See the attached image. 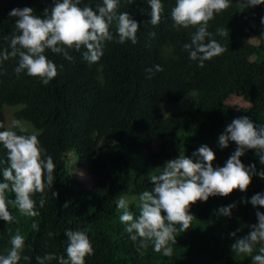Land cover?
<instances>
[{"label":"trees","instance_id":"obj_1","mask_svg":"<svg viewBox=\"0 0 264 264\" xmlns=\"http://www.w3.org/2000/svg\"><path fill=\"white\" fill-rule=\"evenodd\" d=\"M176 2L161 0V21L153 26L148 23L147 0L133 4L119 0L117 15L128 12L140 25L138 42L119 43L114 21L113 39L104 43V54L96 63L83 59V47L79 52L68 50L72 60L46 49L58 72L47 85L26 71L17 74L19 57L0 61V131L36 134L55 164L53 186L43 194L45 206H39L42 194L32 196L39 215L25 217L9 205L15 221L0 219V255L8 254L11 237L19 232L25 241L19 264H38L36 257L49 253L67 258L66 230L88 235L93 254L85 257V264H253L252 256L260 254L262 244L254 246L251 256L236 255L231 249L258 223L256 212L264 213V207L244 202L264 193V179L258 175L264 164L254 149L241 157L246 167L256 165L247 191L234 190L227 197L210 196L207 202L192 204L191 227L177 232L171 257L155 252L151 242L138 251L139 240L132 241L119 220L117 201L124 198L138 217L140 194L152 189L150 177L162 171L166 161L181 154L195 160L193 153L208 145L215 153L213 167H223L237 148L233 141L227 148L219 146L227 125L243 116L258 126L264 124V4L241 11L243 0H229L228 9L214 14L208 31L226 51L201 68L183 47L195 28L176 26L172 19ZM102 3L80 0L78 6L95 11ZM53 4L54 0H0V52L11 51V35L16 33V18L9 15L12 9L30 7L43 18ZM218 28L226 29L228 36L217 35ZM156 65L163 71H156ZM237 91L244 101L239 107L229 103ZM184 97L188 100L182 101ZM10 109L24 132L12 129L7 120ZM8 166L7 150L0 144V182ZM76 170L92 175L93 182L87 184ZM6 197L14 200L15 193L6 191ZM65 202H70L68 208L63 207ZM233 203L231 216L218 215L220 207ZM33 223L38 229L32 228ZM233 232L236 237L230 235Z\"/></svg>","mask_w":264,"mask_h":264},{"label":"clouds","instance_id":"obj_2","mask_svg":"<svg viewBox=\"0 0 264 264\" xmlns=\"http://www.w3.org/2000/svg\"><path fill=\"white\" fill-rule=\"evenodd\" d=\"M119 0H103L94 11L90 6L79 7L80 0H54L49 9L44 10L41 18L34 14L30 7L14 8L10 17L16 18V33L11 35L10 49L0 52V61L19 57L15 72L20 74L26 71L29 76L39 77L47 85L58 74L57 66L45 55V50L55 54H62L67 60L73 57L69 49L79 52L83 47V59L88 63H96L103 56L104 43L113 39L110 25L115 21L119 43L131 41L136 44L139 23L128 12L117 15L116 9ZM151 9L153 26L161 21L163 4L161 0H147ZM129 4L135 0H128ZM264 4V0H243L241 11L246 8ZM230 7L229 0H177L171 16L176 26L185 29L192 27L195 31L191 35L190 43L183 45L192 61H198L199 67H204L205 61H210L224 53L226 49L215 40L213 33L208 31L209 21L214 14ZM261 23L264 24V18ZM216 34L228 36V31L218 28ZM155 36V33H152ZM207 38V40H206ZM62 67V65H61ZM156 71H163L159 65ZM151 73L152 69H148ZM2 126V125H0ZM19 128L24 132L23 125L18 120L12 121V129ZM236 143L237 148L226 161L223 167H213L215 153L208 145H202L193 153L192 158L181 154L176 159L165 162L162 171L150 177L153 185L150 191L140 194V212L138 217L128 210V203L124 198L117 201L121 223L125 224V231L130 239L137 243V250L147 248L149 242L157 253L166 257L173 255L172 244H176L177 232L187 231L191 227L193 215L190 207L197 201L207 202L210 196L227 197L234 190L246 192L256 175V165L246 167L241 157L248 150H256L261 164H264V124L256 125L247 116L234 119L227 125L225 132L219 137V146L227 148L229 142ZM0 144L8 154L9 166L3 169L4 182H0V219L7 223L15 221L9 211V205L18 209L25 217H36V201L33 194L40 193V208L46 204L43 195L46 188H52L54 183L55 164L51 155L40 147L36 134H17L14 130L0 131ZM264 179V171L258 173ZM6 191L15 193V199H8ZM58 197V192H53ZM250 202L254 207H264V193L253 195ZM70 202L63 207L68 208ZM236 204L222 206L218 215L231 216ZM166 213V215H165ZM257 224L250 226V231L244 237L237 238L231 245L236 255L253 253L257 244H262L259 253L252 256L253 264H264V213L257 211ZM179 225V229L177 228ZM33 229H38L36 223ZM68 244L67 258L54 254L37 256L38 264H49L58 260V264H85V257L93 254L92 244L85 231L66 230ZM236 237V232L230 234ZM24 237L17 232L11 237V249L8 254L0 255V264H19L21 251L24 247ZM27 259V257H25Z\"/></svg>","mask_w":264,"mask_h":264},{"label":"rangeland","instance_id":"obj_3","mask_svg":"<svg viewBox=\"0 0 264 264\" xmlns=\"http://www.w3.org/2000/svg\"><path fill=\"white\" fill-rule=\"evenodd\" d=\"M253 41L254 42H258V39L255 37V38H253ZM195 95V93H189L188 95ZM187 97H189V96H187ZM187 97H184L183 99H182V101H186V100H188L187 99ZM179 102H181V101H179ZM243 96H242V93L240 92V91H237V92H235V94H233L232 95V98L230 99V101H229V103L230 104H234L236 107H239L240 105H242L243 104ZM180 104H182V103H180ZM176 105V107L178 108V104H175ZM169 109V108H168ZM7 120H8V122H9V124L10 123H12V121H14L13 119H12V117H11V109L9 110V111H7ZM155 142H157V139L155 140ZM155 144V143H154ZM98 150L99 151H101L102 150V145L101 144H99L98 145ZM75 173L77 174V175H80V176H84V178L87 180L86 181V183L87 184H91L92 182H93V176L92 175H90V174H88V173H86L84 170H76L75 171ZM89 182V183H88Z\"/></svg>","mask_w":264,"mask_h":264}]
</instances>
